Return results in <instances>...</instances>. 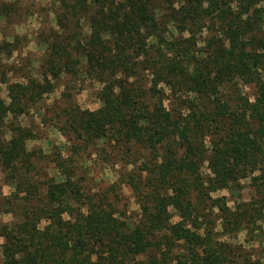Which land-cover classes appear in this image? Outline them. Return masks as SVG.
Returning a JSON list of instances; mask_svg holds the SVG:
<instances>
[{
	"label": "trees",
	"instance_id": "trees-1",
	"mask_svg": "<svg viewBox=\"0 0 264 264\" xmlns=\"http://www.w3.org/2000/svg\"><path fill=\"white\" fill-rule=\"evenodd\" d=\"M48 2L38 59L0 38V264H264V247L221 239L264 242V0ZM18 8L0 0V17ZM64 78L97 83L98 108H79ZM36 109L63 158L26 148L38 137L19 117ZM91 154L121 162L135 217L114 184L85 186ZM243 180L244 202L210 196Z\"/></svg>",
	"mask_w": 264,
	"mask_h": 264
},
{
	"label": "rangeland",
	"instance_id": "rangeland-1",
	"mask_svg": "<svg viewBox=\"0 0 264 264\" xmlns=\"http://www.w3.org/2000/svg\"><path fill=\"white\" fill-rule=\"evenodd\" d=\"M19 8L16 13H13L5 18L0 17V38L5 37L7 41L15 39V44L21 48V59H38L43 51V47L37 45L34 40H37V35L40 32L47 30V25H52L51 14L47 13L45 8L48 7V0H18ZM48 16V18H47ZM46 19L50 21L47 23ZM200 45V44H199ZM35 65V62H33ZM61 83L68 86L67 90L72 95L71 99L81 109H87L89 111L95 110L99 106L97 98V92L99 85L87 78H83L79 82L71 81L69 79H62ZM54 84L52 92L46 97V104H49L52 99L57 98L62 87H58ZM246 91V90H244ZM0 98L5 99V93L1 86ZM40 110H31L27 116L19 117V123L22 126L30 127L35 133V139L28 140L26 142V148L38 147L45 154L52 155L55 152L59 157L63 158L65 153L64 149L67 146L66 141L60 135V133L53 127L42 126L38 119ZM101 145V143L99 144ZM86 154H89L86 152ZM82 155L81 157L85 156ZM90 161L85 162L84 174L88 183L85 186L89 188L91 192H95L98 187H106L110 184H114L116 190V208L120 213H124L123 217H135L137 213V205L135 198L126 185L119 178L117 170L121 162L115 164H102L101 160H97L95 156L91 154ZM93 157V158H92ZM106 157V156H105ZM47 173L49 176L54 177L57 181L60 180L57 176V171L52 168H48ZM2 193L7 195L11 191V187L3 186ZM250 187L246 180L240 181L238 186L231 192L228 190H219L215 193H211V197L223 196L228 200L227 204L232 205L231 200L237 199L239 202H244L250 196ZM176 217L173 216L172 221H175ZM11 220L10 215H0V221L8 222ZM218 230V228H216ZM250 237V236H249ZM248 234L244 231H240L236 234H231L229 237L222 236L221 239L240 245L244 251L253 254V257H259L263 254L264 242L258 246L256 241H247Z\"/></svg>",
	"mask_w": 264,
	"mask_h": 264
}]
</instances>
